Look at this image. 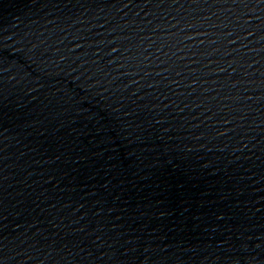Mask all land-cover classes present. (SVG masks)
Instances as JSON below:
<instances>
[{
  "label": "water",
  "instance_id": "95a60500",
  "mask_svg": "<svg viewBox=\"0 0 264 264\" xmlns=\"http://www.w3.org/2000/svg\"><path fill=\"white\" fill-rule=\"evenodd\" d=\"M0 264H264V0H0Z\"/></svg>",
  "mask_w": 264,
  "mask_h": 264
}]
</instances>
